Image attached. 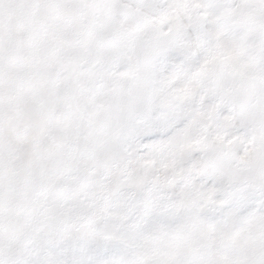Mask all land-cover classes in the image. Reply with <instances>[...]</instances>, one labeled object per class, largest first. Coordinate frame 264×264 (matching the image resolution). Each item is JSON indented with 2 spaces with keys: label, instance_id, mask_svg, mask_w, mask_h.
<instances>
[{
  "label": "snow or ice",
  "instance_id": "obj_1",
  "mask_svg": "<svg viewBox=\"0 0 264 264\" xmlns=\"http://www.w3.org/2000/svg\"><path fill=\"white\" fill-rule=\"evenodd\" d=\"M0 264H264V0H0Z\"/></svg>",
  "mask_w": 264,
  "mask_h": 264
}]
</instances>
